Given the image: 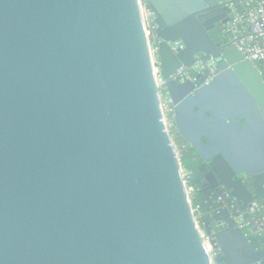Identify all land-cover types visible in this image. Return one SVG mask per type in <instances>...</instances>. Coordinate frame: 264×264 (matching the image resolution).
Returning a JSON list of instances; mask_svg holds the SVG:
<instances>
[{
  "label": "water",
  "instance_id": "95a60500",
  "mask_svg": "<svg viewBox=\"0 0 264 264\" xmlns=\"http://www.w3.org/2000/svg\"><path fill=\"white\" fill-rule=\"evenodd\" d=\"M148 6L175 129L246 218L264 200L261 72L208 33L205 0ZM211 58L207 81L174 77ZM215 218L190 204L140 0H0V264H264V233Z\"/></svg>",
  "mask_w": 264,
  "mask_h": 264
},
{
  "label": "built area",
  "instance_id": "2783aa9c",
  "mask_svg": "<svg viewBox=\"0 0 264 264\" xmlns=\"http://www.w3.org/2000/svg\"><path fill=\"white\" fill-rule=\"evenodd\" d=\"M143 1V2H142ZM227 5L230 8V13L227 21L223 26L224 32L230 36L231 43L237 47L242 55L250 60L255 66L260 67L264 73V0H227ZM140 7L146 36L148 39L149 52L151 56L152 69L155 77V82L158 88L159 102L163 110L164 119L167 129L174 126L172 117V103L166 91L164 80L162 79L159 60L157 58V41L155 15L148 6V0H140ZM172 48H182L183 44L180 40L173 42ZM208 70L213 72L215 69V61L210 59ZM201 62L192 66L197 67ZM185 67L177 68L174 77L183 81L190 76L185 72ZM261 72V70H260ZM262 75V73H261ZM264 80V76L262 75ZM209 77L206 79V81ZM185 183V180H184ZM248 217H240L236 221L240 224L246 235H255L264 233V200L259 199L254 202L247 210ZM254 220L258 223L254 224ZM201 236L206 243L208 252L210 253V241L205 233ZM217 251H214V255Z\"/></svg>",
  "mask_w": 264,
  "mask_h": 264
},
{
  "label": "flooded vegetation",
  "instance_id": "af4514ba",
  "mask_svg": "<svg viewBox=\"0 0 264 264\" xmlns=\"http://www.w3.org/2000/svg\"><path fill=\"white\" fill-rule=\"evenodd\" d=\"M226 1L227 0H205V6L200 13L203 20L210 18L217 19L214 21L213 27L208 30V33L221 43H231L230 36L223 30V26L227 21L224 22L223 20L226 17L228 19L230 13V8ZM214 61L215 63L218 62L217 59H214ZM199 62L201 61L198 59L197 63ZM210 62L211 61L206 64L201 62L197 67H193L190 70L186 69L185 72H187L196 84H201L206 81L209 76L206 78H196V74L200 72L204 73V71L208 69ZM206 115H208V113H206ZM238 119L242 120L241 118ZM170 134L178 155L181 170L185 176V185L189 188V195L193 193L199 198L198 207L202 210V216L204 217L203 222L210 220L214 228H224L225 222L222 219L215 218L224 208H227L230 215L235 217L236 220L242 217L244 211L239 210L241 202L230 197L219 183L218 179L206 181L205 175L210 170L209 161L202 160L195 153L189 143L177 132L175 126H173V130H170ZM203 140L205 141V139ZM234 178L240 179L246 188L253 193V179L251 176L238 173L234 175ZM258 200L259 198H255L251 205ZM253 223L257 224L258 221L254 220ZM248 236L252 237L249 234Z\"/></svg>",
  "mask_w": 264,
  "mask_h": 264
},
{
  "label": "trees",
  "instance_id": "16d2710c",
  "mask_svg": "<svg viewBox=\"0 0 264 264\" xmlns=\"http://www.w3.org/2000/svg\"><path fill=\"white\" fill-rule=\"evenodd\" d=\"M260 70H261L262 75L264 76V73H263L261 67H260ZM187 148H189V147H187ZM188 198H189L190 204L194 210V215H195L198 223L202 224L204 217L202 216V210L198 207V205H199L198 204V202H199L198 196L196 194L192 193V194L188 195Z\"/></svg>",
  "mask_w": 264,
  "mask_h": 264
},
{
  "label": "rangeland",
  "instance_id": "374dc122",
  "mask_svg": "<svg viewBox=\"0 0 264 264\" xmlns=\"http://www.w3.org/2000/svg\"><path fill=\"white\" fill-rule=\"evenodd\" d=\"M143 2V1H142ZM170 130H173V127L170 129ZM182 178H183V180H185V176H184V173H183V171H182ZM185 184V183H184ZM185 187H186V191H187V193H188V195H189V188H188V186H186L185 185ZM196 218V217H195ZM197 220V219H196ZM198 222V221H197ZM204 232H203V230H202V234H203ZM209 250H210V257L211 258H213L214 257V251H216V249L215 248H213L212 246H211V244H210V248H209Z\"/></svg>",
  "mask_w": 264,
  "mask_h": 264
}]
</instances>
